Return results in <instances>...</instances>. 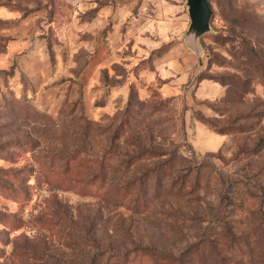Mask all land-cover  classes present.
Returning <instances> with one entry per match:
<instances>
[{
    "label": "rangeland",
    "instance_id": "rangeland-1",
    "mask_svg": "<svg viewBox=\"0 0 264 264\" xmlns=\"http://www.w3.org/2000/svg\"><path fill=\"white\" fill-rule=\"evenodd\" d=\"M0 0V264H264V0Z\"/></svg>",
    "mask_w": 264,
    "mask_h": 264
},
{
    "label": "water",
    "instance_id": "water-1",
    "mask_svg": "<svg viewBox=\"0 0 264 264\" xmlns=\"http://www.w3.org/2000/svg\"><path fill=\"white\" fill-rule=\"evenodd\" d=\"M189 17L188 28L183 32L188 44L195 48L199 37L210 29L212 6L210 0H186Z\"/></svg>",
    "mask_w": 264,
    "mask_h": 264
}]
</instances>
